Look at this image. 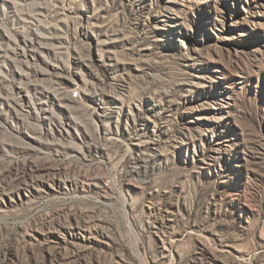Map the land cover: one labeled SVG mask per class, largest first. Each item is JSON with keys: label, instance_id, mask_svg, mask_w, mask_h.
<instances>
[{"label": "rangeland", "instance_id": "374dc122", "mask_svg": "<svg viewBox=\"0 0 264 264\" xmlns=\"http://www.w3.org/2000/svg\"><path fill=\"white\" fill-rule=\"evenodd\" d=\"M35 1L0 11V264H264V0Z\"/></svg>", "mask_w": 264, "mask_h": 264}, {"label": "bare ground", "instance_id": "6f19581e", "mask_svg": "<svg viewBox=\"0 0 264 264\" xmlns=\"http://www.w3.org/2000/svg\"><path fill=\"white\" fill-rule=\"evenodd\" d=\"M35 2H36L35 0H0V11L3 12L6 9H12L13 11H15L17 9V6H20L22 4L30 5V6L39 5V3L35 4ZM40 6L41 5H39V7ZM50 6L53 8L52 11H54V15L56 13H59L60 7L56 6L55 4L54 5H50ZM71 18H72V16H70V14L68 12L66 13V12L62 11V13L60 14L59 23H68V20L71 19ZM33 27H36V26H33ZM37 27H41V26H37ZM53 67L56 68L57 66H53ZM70 99L74 100L71 96H70Z\"/></svg>", "mask_w": 264, "mask_h": 264}, {"label": "built area", "instance_id": "2783aa9c", "mask_svg": "<svg viewBox=\"0 0 264 264\" xmlns=\"http://www.w3.org/2000/svg\"><path fill=\"white\" fill-rule=\"evenodd\" d=\"M75 95H77V93H75Z\"/></svg>", "mask_w": 264, "mask_h": 264}]
</instances>
